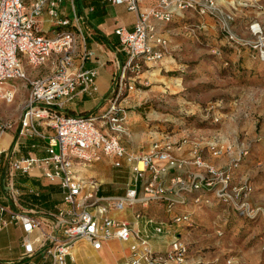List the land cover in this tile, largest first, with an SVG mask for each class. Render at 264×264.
<instances>
[{"label":"built area","instance_id":"built-area-1","mask_svg":"<svg viewBox=\"0 0 264 264\" xmlns=\"http://www.w3.org/2000/svg\"><path fill=\"white\" fill-rule=\"evenodd\" d=\"M47 1L49 14L57 18L58 24L68 26V19L58 18V6L64 0ZM43 2L39 0L29 11L24 0H0V99L11 102L14 98L13 87L5 86L8 80L23 81L28 86V94L20 119V134L46 137L38 127L46 126L52 130V134L47 136L46 156L14 159L5 173L9 179L16 173L39 174L43 179L58 184L62 203L53 214L55 234L42 231L31 239L29 235L35 228H40V221L28 212L0 202V230L12 223L20 224L25 233L21 259L32 260L39 255L40 260L35 264H77L73 255L77 241L84 240L94 250H99L105 241L113 238L129 244V256L118 264H196L189 261V246L180 239L176 230L177 227L191 225V212L170 214L164 222L152 217L147 219L154 223L156 233L167 230L171 234L164 252L154 251L147 235H139L128 221L109 213L151 199L162 200L159 176L170 167L180 168L182 165L172 151L158 144H153L144 153L134 154L128 152L121 142L126 130L120 101L125 98L126 91L133 89V83L140 78L139 74L145 67L160 61L168 51V40L157 33L152 20L169 22L185 8L210 14L216 9L215 0H157L156 6L139 13L132 30L124 26L115 28L126 58L119 66L110 106L101 116L73 115L62 111L76 93L91 94L97 90V74L93 68L74 69L73 58L79 47L77 32L61 29L48 35L38 31L33 16L40 14ZM110 2L124 4L129 10L137 8V0ZM252 30L260 33L254 25ZM254 47L264 59V38H259ZM92 55L84 47L83 59ZM42 66H47L44 74L33 77L27 71V67L39 69ZM9 126L8 121L0 119V168L1 139ZM100 155L114 157L117 167L123 160L130 165L132 175L123 196L101 197L98 195V182L79 175L77 166L89 164ZM193 164L204 166L199 155ZM202 170L190 176L187 185L182 184L180 176H175L172 181L187 192H198L192 198L194 204L207 202L206 193L212 190L219 201L233 205L232 196L228 193L230 175L208 166ZM8 187L12 195L19 193L12 184ZM243 190L241 187L235 189L236 198ZM171 205L169 202L168 210ZM235 208L243 214L240 207ZM142 216L141 210L134 212L136 220Z\"/></svg>","mask_w":264,"mask_h":264},{"label":"rangeland","instance_id":"rangeland-1","mask_svg":"<svg viewBox=\"0 0 264 264\" xmlns=\"http://www.w3.org/2000/svg\"><path fill=\"white\" fill-rule=\"evenodd\" d=\"M216 3L213 13L197 10L212 19L211 26L195 11L163 25L165 55L172 64L145 67L125 94H138L128 108L146 117L150 147L167 148L182 162L180 168H198L196 174L208 166L230 175L234 206L219 201L212 190L207 202L192 205V223L182 227L189 259L264 264V60L254 47L264 38V0ZM121 57L123 62L126 55ZM14 84L21 93L11 102L0 101V118L12 124L27 97L23 81L8 80L5 86ZM197 155L202 168L193 164ZM240 187L244 190L236 198Z\"/></svg>","mask_w":264,"mask_h":264},{"label":"crops","instance_id":"crops-1","mask_svg":"<svg viewBox=\"0 0 264 264\" xmlns=\"http://www.w3.org/2000/svg\"><path fill=\"white\" fill-rule=\"evenodd\" d=\"M38 1L24 0V3L27 9L31 11L33 5ZM216 1L218 0H215V3ZM156 4L157 0H137V8L129 10L124 4H113L110 0H64L58 6V18L68 19L70 23L68 26H62L58 24L57 18L49 14L48 1L44 0L40 14L33 16L38 31L48 35L61 29H71L77 32L79 47L73 58L74 69L80 67L83 69L93 68L97 74V90L91 94L76 93L74 98L64 105L63 112L73 115L101 116L107 111L113 96L115 78L123 60L121 54H125L114 30L118 26H124L132 30L138 21L139 13L156 6ZM192 11L199 14L197 9L185 8L181 10L180 15L173 18L178 17L176 20L182 19ZM199 15L206 21V26H211L210 21L212 19L208 18L207 14ZM152 22L157 33L168 39L166 34L161 32L163 25L168 22L155 19ZM84 47L93 53L86 60L82 56ZM167 54H169V51ZM167 64L171 65L172 62L165 55L159 62L153 63L149 67L152 65L166 67ZM46 71L47 66H42L39 69H32L29 74L35 77L44 74ZM34 72L36 73L34 74ZM12 87L14 96L16 93L17 95L21 93V88L15 84ZM24 87H26L28 94V86L25 85ZM135 97H138V94L130 91L120 101V105L124 109V126L126 130L121 142L128 152L140 154L150 148L152 141H149V134L151 133L148 134L149 128L148 122L145 120L146 117L143 116L140 110L128 108L135 105L133 103ZM2 100L0 99V101ZM2 107L6 111L9 109L5 106ZM22 112L23 106L16 124L4 120L8 121L10 126L5 130L1 139L3 152L1 153L2 165L0 168V202L18 211L28 212L40 221V228H35L29 235L33 239L35 236L40 235L42 231L47 234H55L53 214L56 207L62 203V193L58 184L43 179L37 173L31 175L16 173L10 179L5 173L9 163L14 159L46 156L47 136L52 134L51 128L38 127L46 137L20 134ZM185 155H188V153H185ZM114 160L115 158L112 156L100 155L98 159L89 164L77 166L81 177L93 178L98 182V195L101 197L123 196L129 185L132 175L130 165L123 160L122 165L117 167L114 165ZM187 167L184 166L180 169L170 167L161 173L159 184L163 188L162 196L164 198L162 200L151 199L145 203L139 202L122 211L110 212L109 215L128 221L132 229L139 232V235L148 236V243L154 251L164 252L168 247L171 234L167 230L161 234L156 233L154 223H149L147 219L152 217L157 221L164 222L170 214L185 212H191L192 214L191 208L194 205L192 198L198 192H187L172 181L175 176H180L183 179V185L189 184L190 176L199 172V169L193 167L197 171L194 172ZM20 177H25L27 181L19 183ZM10 184L19 191L17 195L14 196L10 192L8 187ZM141 193L140 181L139 194ZM31 194L34 195L33 198L35 199L40 200L41 195H45L46 199H42L41 203L35 202L30 200ZM169 202L172 203L170 210L167 208ZM137 210H141L143 213L139 220L134 217V212ZM182 229V227H177V235L186 242L182 237ZM24 239L25 233L20 224L12 223L0 230V264H35L40 260L39 255H36L32 260L21 259ZM36 247L38 246L36 245ZM129 253V244L115 238L105 241L99 250H94L84 240L77 241L73 246V255L77 264H118L126 259ZM189 261L203 264L200 259H189Z\"/></svg>","mask_w":264,"mask_h":264},{"label":"trees","instance_id":"trees-1","mask_svg":"<svg viewBox=\"0 0 264 264\" xmlns=\"http://www.w3.org/2000/svg\"><path fill=\"white\" fill-rule=\"evenodd\" d=\"M258 56H259V55H258ZM259 59H260V60H264V59H261L260 56H259ZM25 181H27L25 177H20V179H19V183H24ZM33 197H34V195L31 194V197H30L31 199H30V200L35 201V202L37 201V202H40V203H41V200H42V199H46V196H45V195H41V196H40V197H41L40 200L35 199V198H33Z\"/></svg>","mask_w":264,"mask_h":264}]
</instances>
